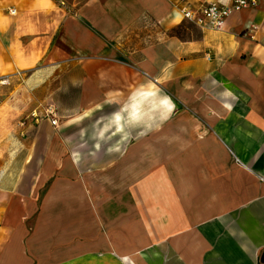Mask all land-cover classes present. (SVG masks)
I'll list each match as a JSON object with an SVG mask.
<instances>
[{
	"label": "crops",
	"instance_id": "0c3cea01",
	"mask_svg": "<svg viewBox=\"0 0 264 264\" xmlns=\"http://www.w3.org/2000/svg\"><path fill=\"white\" fill-rule=\"evenodd\" d=\"M188 2L198 11L231 0ZM182 6V0H87L69 12L55 0H0V79L7 80L0 109L11 106L5 123L0 117V264L117 263V250L78 244L71 250L63 227L62 238L49 234L70 215L85 225L86 210L100 223L101 204L110 210L118 204L116 196L101 199L107 188L134 195L133 169L116 170L112 149L114 163L103 172L115 169L113 180L87 185L70 138L88 120L94 128L127 129L133 123L121 117L133 118V106L142 109L151 97L161 117L167 97L185 109L175 107L168 123L172 139L166 121L152 125L173 152L157 155L163 164L155 177L140 175L136 193L148 200L157 193L158 209L143 205L136 238L112 239L167 243L168 258L186 264H264V0L233 11L220 29L183 20ZM145 23L153 31L139 37L134 30ZM172 29L185 35L167 34ZM48 106L56 126L44 116ZM110 138V146L118 145L117 135ZM123 156L134 161L130 151ZM119 176L125 185L118 186Z\"/></svg>",
	"mask_w": 264,
	"mask_h": 264
},
{
	"label": "rangeland",
	"instance_id": "374dc122",
	"mask_svg": "<svg viewBox=\"0 0 264 264\" xmlns=\"http://www.w3.org/2000/svg\"><path fill=\"white\" fill-rule=\"evenodd\" d=\"M57 4L66 7L69 12H73L78 6L86 2L87 0H55ZM151 27V28H150ZM153 31V25L151 23L139 25L134 31L138 34L139 37H141V34L145 32H151ZM141 33V34H140ZM167 34H174L178 36H184L185 33L181 31L180 29H172L168 30ZM157 36L153 35L149 38L150 41H154ZM142 42L141 44H143ZM166 96L167 93H165ZM158 100L154 99V97H151L148 104L144 105L139 109H136L137 107L133 106L135 108V111L137 114L133 116V118L130 117V119H124V116H122V121H130L133 124H130V126H127L128 128L125 129V126L122 129H106V128H94V122H90L89 120L86 122V129L85 131H80V134L78 131L71 133L70 138V145H69V152L71 155H74L75 157H80L82 159L80 165L81 169L84 170L87 182V185L91 186H97V185H108L107 183L110 182V180H113V176H115L114 172L116 170L123 169L120 173L124 174L125 172V166L126 164L132 167L133 173H134V186H135V193L133 196H130L129 194H125L124 192L120 191L117 195L110 194L109 188L102 191V193L99 195L103 201L110 202V196H116L115 200H112L113 202L118 203L117 208H111L110 210L109 206L110 204H101V209L96 210L100 216V223L97 219H95V216H91V211L86 210L85 214V225L80 224L77 222L76 219L72 218V215L69 216V218L64 219L63 223L60 221V225H51L53 226L52 233H50V236H54L55 239L63 236L62 227L67 232V241L66 245L68 246V249L76 250L77 244L78 245H85L86 248H89L87 250H94L95 248L98 250H101V252L106 253H115L114 250H117L118 258L116 264H129L128 261H133V264H166L167 262L171 263H177L181 262V264H186L187 262L184 259H176L175 262L174 257L168 258V250H171L169 245L167 243L155 241V242H149V241H134L132 242H126V241H117L115 242L112 239V236L118 234L123 235V238L125 237H133L136 238L138 234H140V223L143 220V218H146V215L143 211L147 210L148 208H155L158 209V195L157 193L150 194V200L147 198V194H141L136 193V186H141V178L140 175L145 174H151L152 176H156V173L158 172L159 166L163 163L159 161L158 154H161L163 152L172 153L173 152V145L170 141H167V143L170 146H163V142L159 140L158 136V130L156 128V125L152 126L153 124L157 123L158 121H166L167 122V130H166V138L172 139L173 138V130L169 129L168 123H173L175 117L177 116L175 114V111H177V108H180L181 110H185L182 108V105H179V103H176L175 99L171 97H167L166 99V107L167 114L163 115L162 117L159 116L157 109H158ZM132 107V105H131ZM175 107H177L175 109ZM139 110V111H138ZM8 112H11V106L8 104H4L0 109V117H3L4 120L2 123H5L8 117ZM104 112H109V109H104ZM183 121L188 118V114L182 112ZM108 116H110L108 114ZM185 117V118H184ZM146 123V125H144ZM147 123H150L152 126H147ZM163 132V131H161ZM160 132V133H161ZM79 135H85L84 140L79 138ZM111 135H117L119 138L117 141L118 145H112L110 146V137ZM114 139V138H113ZM125 139H128V142H132L133 145H126ZM120 140H123V142H120ZM112 143H114L112 141ZM120 143H123L122 145ZM129 144V143H128ZM116 151L117 157H118V165L117 168L114 170H110L108 172L106 169L109 168L110 164L114 163V161L111 159L110 156V150ZM133 153L134 161L130 163L125 162V157L122 156L123 153L126 152ZM115 156V155H113ZM143 157V158H142ZM121 159V160H120ZM140 159H148V161H143ZM112 160V161H111ZM169 163L166 162V166ZM5 165V164H4ZM3 162L0 161V167L4 166ZM159 167V168H158ZM168 168V167H167ZM98 171H102V177L101 181L102 184H100V173ZM98 173V174H97ZM154 176V177H155ZM118 181V186L125 185L126 178L123 176H119L116 178ZM153 183V182H152ZM154 186H156V181L154 182ZM156 189V187H154ZM153 189V190H155ZM94 190H91V192ZM105 192V193H104ZM144 196V197H143ZM144 198V200H143ZM143 205H146V209L143 210ZM62 212V211H57ZM160 213H155L153 218H156ZM151 217L152 216H148ZM61 218V217H60ZM33 224V220L29 219L27 226L30 228ZM46 228V227H45ZM61 231V232H60ZM77 231L80 232V242H76L77 240ZM98 235L101 236V241L96 242L93 241L94 238H98ZM99 239V238H98ZM82 240H85L82 242ZM133 244V249L129 250V252H132V256L126 257V248L130 249ZM111 246V247H110ZM93 248V249H92ZM165 248V251H161ZM161 253V254H160ZM145 254L146 256H143ZM126 255V256H125ZM149 255V256H148ZM158 255H161L158 257ZM145 257V259H143Z\"/></svg>",
	"mask_w": 264,
	"mask_h": 264
},
{
	"label": "built area",
	"instance_id": "2783aa9c",
	"mask_svg": "<svg viewBox=\"0 0 264 264\" xmlns=\"http://www.w3.org/2000/svg\"><path fill=\"white\" fill-rule=\"evenodd\" d=\"M183 6L181 8L183 20L192 22L198 26L208 27L212 29H220L225 19L233 11H240L247 8H254L258 5V0H231L230 5H220L216 3H209L203 6L200 10L194 11L190 8L188 0H182ZM13 13V10L10 11ZM0 84H7L6 79H0ZM1 103V96H0ZM34 120L38 119V116L33 114ZM46 118H49L51 125H57V119L54 115V109L48 106L44 113Z\"/></svg>",
	"mask_w": 264,
	"mask_h": 264
},
{
	"label": "bare ground",
	"instance_id": "6f19581e",
	"mask_svg": "<svg viewBox=\"0 0 264 264\" xmlns=\"http://www.w3.org/2000/svg\"><path fill=\"white\" fill-rule=\"evenodd\" d=\"M160 225V224H159Z\"/></svg>",
	"mask_w": 264,
	"mask_h": 264
}]
</instances>
